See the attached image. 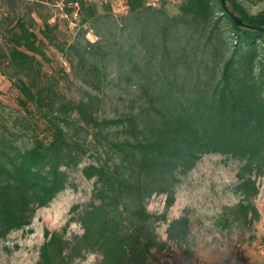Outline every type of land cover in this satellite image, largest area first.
Segmentation results:
<instances>
[{
    "label": "trees",
    "instance_id": "1",
    "mask_svg": "<svg viewBox=\"0 0 264 264\" xmlns=\"http://www.w3.org/2000/svg\"><path fill=\"white\" fill-rule=\"evenodd\" d=\"M129 7L149 9L142 0H130ZM97 9V4H82L83 25ZM179 10L160 22L157 68L150 57L142 69L131 67L139 77L131 110L103 120L97 95L76 101L59 92V81L44 72L37 57L48 60L43 42L18 24L7 56L12 68L0 64L1 74L21 95L23 112L11 127L0 120V239L28 226L39 209L67 189L70 172L80 169L87 152L80 139L85 128L107 143L110 159L98 158L82 169L85 177L96 178L93 202L72 210L70 222H78L82 233L47 234L39 264H71L88 254H98V264H153L166 246L154 223L166 217L150 213L147 203L165 195L167 208L172 207L181 178L208 154L240 164L235 189L240 200L225 209V222L250 228L260 220L254 199L264 176V14H249L237 0H185ZM150 22L140 30L141 43L148 39ZM59 27L65 31L59 23H46L49 43ZM229 45L233 49L225 57ZM90 47L96 45L59 51L71 64L77 60L85 83L101 91L105 66L90 61ZM189 228L187 216L173 220L168 240L187 242Z\"/></svg>",
    "mask_w": 264,
    "mask_h": 264
},
{
    "label": "rangeland",
    "instance_id": "2",
    "mask_svg": "<svg viewBox=\"0 0 264 264\" xmlns=\"http://www.w3.org/2000/svg\"><path fill=\"white\" fill-rule=\"evenodd\" d=\"M56 1L0 0L1 67L12 68L7 58L14 45L12 39L19 32L18 24H25L43 42L48 60L37 57L43 62L44 72L59 81L61 94L76 101L85 99L88 93L97 95L101 102V120L129 112L138 96L136 81L139 78L131 67L142 69L150 57L153 59L152 67L157 68L161 53L160 47L156 46L160 22L178 16L180 5L185 0H172L156 9L143 7L135 12L129 7L121 13L98 3L97 15L87 20L76 37L69 36L59 27L52 32L55 39L49 43L44 37V30L46 23L51 22V6ZM237 1L242 2L246 11L253 16L264 14V0ZM146 21H151L146 28L148 39L141 43L140 30ZM224 37H229V33ZM87 43L96 45L87 50L90 61L105 66L106 79L101 91H94L85 83L84 70L77 67V60L71 64L69 58L59 51L62 47L67 49L73 44L86 46ZM169 44L177 49L175 44ZM232 47L229 45L231 51L224 52L225 57H230ZM20 96L12 81L0 72V120L9 127L23 113L18 105ZM93 133L91 128H85L80 133L81 143L87 152L80 169L70 172L67 189L47 207L39 209L28 226L0 239V264H39L47 234L62 233L67 229L65 236L70 238L82 233L78 222H70L75 215L72 210L74 207L83 210L93 202L96 183V178L85 177L82 169L89 164H97L98 158L110 159L107 143L102 139L96 140ZM107 134L110 138V129ZM22 143L28 146L26 140ZM239 165L238 161L227 156L205 155L191 172L181 178L172 207L167 208L165 195H154L148 201L150 213L166 217L165 221L157 220L154 223L160 242L166 246L156 254L153 264H264V176L259 179L260 192L254 199L260 220L250 228L225 222V209L240 200L235 191ZM183 216L190 220L187 242L169 241V223ZM99 261L98 254H88L71 264H98Z\"/></svg>",
    "mask_w": 264,
    "mask_h": 264
},
{
    "label": "built area",
    "instance_id": "3",
    "mask_svg": "<svg viewBox=\"0 0 264 264\" xmlns=\"http://www.w3.org/2000/svg\"><path fill=\"white\" fill-rule=\"evenodd\" d=\"M130 0H57L51 7L50 24H61L69 36L76 37L84 25L81 22L82 4H102L111 7L115 12L121 13L129 8ZM148 8H159L172 0H142Z\"/></svg>",
    "mask_w": 264,
    "mask_h": 264
}]
</instances>
